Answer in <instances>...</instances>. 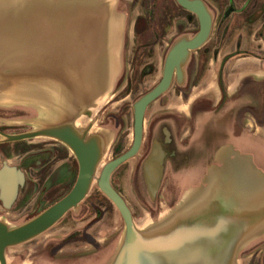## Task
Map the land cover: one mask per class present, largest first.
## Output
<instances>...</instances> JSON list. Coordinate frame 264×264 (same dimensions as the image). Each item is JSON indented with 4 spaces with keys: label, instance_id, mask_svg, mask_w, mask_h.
I'll use <instances>...</instances> for the list:
<instances>
[{
    "label": "water",
    "instance_id": "water-1",
    "mask_svg": "<svg viewBox=\"0 0 264 264\" xmlns=\"http://www.w3.org/2000/svg\"><path fill=\"white\" fill-rule=\"evenodd\" d=\"M173 1L197 18V32L170 45L159 82L132 104V146L105 163L113 135L96 126L94 114L120 71L114 0H0V104L34 105L41 112L32 130L0 133V142L56 140L77 161L76 181L61 200L22 224L0 217V264H9L8 249L43 235L76 210L93 184L122 218L121 236L105 264H239V251L264 234V174L235 155L211 166L202 184L154 224H136L109 184L112 170L139 147L146 106L169 88L173 76L183 84L189 56L210 37L213 17L202 0ZM23 180L19 170L2 164L4 208L11 206Z\"/></svg>",
    "mask_w": 264,
    "mask_h": 264
},
{
    "label": "flooded vegetation",
    "instance_id": "flooded-vegetation-1",
    "mask_svg": "<svg viewBox=\"0 0 264 264\" xmlns=\"http://www.w3.org/2000/svg\"><path fill=\"white\" fill-rule=\"evenodd\" d=\"M202 1L213 17L209 38L212 36L214 26L217 27L218 33L226 29L228 32L230 30L231 34L233 30L242 28L249 33L254 24L259 23L255 35L264 39V0ZM132 5L133 9L138 5L141 12L131 24L133 36L129 60L132 72L129 78L130 84L143 79L146 74L155 73L156 68L153 63L146 62V59L152 57L155 48L165 44V47L169 49L173 41L183 35L178 31L180 24L193 25L195 22L197 24V18L191 12L179 7L173 0H130L127 8L130 10ZM122 7L120 1L114 0L113 19L121 30L119 59L129 36V31L125 30L127 12ZM227 20L231 21L230 27L225 26L224 22ZM174 29L176 31L174 39L168 42L167 39ZM195 33L190 32L184 35L192 37ZM218 33L217 36L221 37L218 44L220 46L224 43V34ZM209 38L189 56L185 65L183 84L177 85L173 76L169 88L146 106L142 116L139 147L134 155L110 173V186L123 199L133 221L137 224L147 221L154 224L170 214L188 196L187 190H195L201 185L208 169L218 165L223 157L231 158L234 157L233 155L241 157L249 167L254 168L253 171L261 172L257 167H259V158L264 159V136L257 128H263L264 125H250V122L256 121V116L264 117V81L243 82L239 89L228 93L221 78V69L223 71L224 66L231 59L251 56L249 52L239 51L238 38L235 41V52L220 57L215 95L207 93L191 103L188 101V106L181 111L177 109L171 111L168 108L160 111L161 108H159L158 111L153 112L154 103L172 89L177 90L178 95L175 97L180 98L183 95L180 94L181 89L191 80L187 70L188 64L192 56L197 51H203L204 47L207 50L203 52L210 53V48L206 46ZM218 51L213 53L218 55ZM121 72H123L122 64L117 77H120ZM116 86L117 80L111 94L117 90ZM145 92H142L140 96ZM133 102L122 104L119 109L122 116L130 114L131 128H126L125 120L115 118L108 113L103 114L102 117V112L99 115L101 119H98L97 123L113 134L108 149V152L111 151V159L105 163L122 155L134 142ZM40 115L41 112L35 106L0 104V133L4 135L26 133L32 130L27 126V122L35 121ZM216 119H222L221 121L225 122L223 135L227 144L214 149L205 165L206 170L203 175L199 166L203 155L200 150L195 149L197 147L194 144L200 135L199 130L203 126H211L212 120ZM126 129L130 131L126 133ZM2 164L15 167L24 178L22 183H17L15 199L8 209L4 208L0 201V208L5 213L13 210L15 212L14 208L17 206L18 218L21 220L18 224L35 217L57 200H61L71 190L77 177V161L74 155L59 141L51 139L0 142V168ZM114 215L119 218L118 221L122 225V218L116 208L93 184L78 208L69 210L53 225L55 227L62 222L67 225V234L65 233L67 241H63L65 250L59 248L56 252L53 251L51 244H46L41 251H37L29 258V264H105L115 250L122 227L121 230L120 227L111 229L104 236L101 231L94 233V226L99 224L105 216L114 220ZM99 236L100 240L104 239L106 242L97 243ZM87 238L93 239L88 245L85 242ZM238 256L239 264H244L245 261L246 264H251V260L255 257L261 258L264 262V234L248 242L239 251Z\"/></svg>",
    "mask_w": 264,
    "mask_h": 264
},
{
    "label": "rangeland",
    "instance_id": "rangeland-1",
    "mask_svg": "<svg viewBox=\"0 0 264 264\" xmlns=\"http://www.w3.org/2000/svg\"><path fill=\"white\" fill-rule=\"evenodd\" d=\"M120 1V4H122V8L124 11L127 12V26L125 28L126 31H129V36L127 37V42L124 45L123 54L120 56V63L123 65V72H121L120 77H116L117 80V86L116 91H113L112 94L110 93L109 97L106 99L104 104L96 111L94 114V118L96 119V126L100 127V124L97 123L100 113L102 112L101 117L103 114H109L114 116L115 118H119L122 120H125L126 122V128H131L132 118L130 114H125V116L121 115L119 112V109L121 108L122 104H131L133 101L137 100V98L140 96V94L144 91H148L150 88H152L157 81L160 78L161 73V64L162 60L164 58V55H166V52L168 50V47H165V44L163 46H159L158 48H155V51L153 50V55H151V58L146 59V62L153 63V66L156 68L155 73L146 74V76L143 79H140L139 81H136L135 83L132 82L130 84L129 78L131 75V69L129 67V60H130V50L132 47V32H131V24L133 22V19L137 17L141 9L138 7H135L133 9V5L130 7V10L127 8V5L129 4L130 0H118ZM210 1V0H209ZM208 1V3H209ZM211 4V3H210ZM197 30V24L196 22L192 25L191 23L188 24H180L178 27V31L182 33L183 35L186 33H195ZM176 34V31H172V34L170 35L169 39H167L168 42L173 41L174 36ZM173 36V37H172ZM210 40L206 44L207 47L210 48L209 52H203L206 51V47L203 51H197L194 56H192L190 63L188 64V72L189 77L191 80L187 84L186 87L181 89V97H175L178 95L176 89H172L171 92H167L164 96H162L157 102L154 103V110L158 111L159 108L160 111L167 110H182L184 107L188 106L187 102L191 103L193 100L198 98L199 96L204 95L205 93H216L217 92V75L220 71L219 67V58L217 54L213 53L214 51H218L219 49V42L221 41V37L217 36V27L214 26L212 30V36L209 38ZM120 64V65H121ZM221 75H222V69H221ZM127 84V85H126ZM127 86V87H125ZM114 87V86H113ZM127 88V89H126ZM212 90V91H211ZM125 91V94H123ZM180 91V90H179ZM125 102V103H124ZM23 104V103H18ZM185 104V105H184ZM16 105V104H12ZM24 105V104H23ZM28 105V104H26ZM34 106V105H31ZM36 107V106H35ZM222 119H216L212 120L210 123L211 126L208 127H202L200 131V135L197 138V141L195 142V149L200 150V153L203 155L201 161V164L199 166L201 167V173H205L206 170V163L210 159L212 152L214 149L218 148L219 146L223 144H227L225 141H227L223 135V130H225V122L221 121ZM27 126L33 128L32 121L27 122ZM209 124V125H210ZM221 127V128H220ZM101 128V127H100ZM205 130V131H204ZM109 131V130H108ZM130 129H126L125 132L128 133ZM111 132V131H110ZM112 133V132H111ZM113 135V134H112ZM113 138V137H112ZM128 141L130 140V135L127 137ZM192 153V151H191ZM111 159V151L107 152L105 161ZM190 165V164H189ZM258 166L257 169L261 170L263 173L264 171V159L259 158L258 160ZM205 168V169H204ZM191 191L187 190V194H189ZM13 211H9L7 213L3 212L0 208V217L4 219L7 223L11 225H18L19 221L21 222L20 218H18L17 214V206ZM113 212V211H112ZM114 214V212H113ZM119 218H117L116 215H114V220L109 219L108 216H105L103 219H101V222L97 224L94 229L95 231H101L103 232V235L105 236L111 229L121 227L120 221H118ZM137 224V223H136ZM64 222H62L60 225H56L49 231H47L45 234L41 236H37L35 239L31 240L30 242L18 245L16 247L10 248L6 252V257L9 260V264H29V258L38 251H41L44 245L51 244L53 246V251H59V248L64 249V242L67 241L66 234L67 229ZM66 233V234H65ZM99 236V242L104 241L102 243H105L106 241L104 239L100 240ZM65 239V240H64ZM93 239L87 238L85 242L88 243L92 242ZM118 242V241H117ZM64 245V246H63ZM63 246V247H62ZM61 250V251H63ZM51 254V253H50Z\"/></svg>",
    "mask_w": 264,
    "mask_h": 264
},
{
    "label": "crops",
    "instance_id": "crops-1",
    "mask_svg": "<svg viewBox=\"0 0 264 264\" xmlns=\"http://www.w3.org/2000/svg\"><path fill=\"white\" fill-rule=\"evenodd\" d=\"M232 20V19H230ZM225 21V26L230 27L231 21ZM259 23L254 24L249 33H246L245 28L241 30L235 29L230 34V30H221L218 34H224V43L219 46L218 58L223 55H231L235 52V41L238 38L240 45L239 51L249 52L251 56L236 57L231 59L223 69L224 86L228 93H233L236 89H239L243 82L263 80L264 81V39L255 35ZM225 27V28H226ZM212 91V90H211ZM208 93V92H207ZM205 93L204 95H206ZM215 95V93H214ZM256 121L250 122V125L261 124L264 125V117H257ZM264 136V127L257 128ZM261 258L255 257L251 260V264H264ZM246 264V261L244 262Z\"/></svg>",
    "mask_w": 264,
    "mask_h": 264
},
{
    "label": "bare ground",
    "instance_id": "bare-ground-1",
    "mask_svg": "<svg viewBox=\"0 0 264 264\" xmlns=\"http://www.w3.org/2000/svg\"><path fill=\"white\" fill-rule=\"evenodd\" d=\"M6 149V147H4ZM7 150V149H6Z\"/></svg>",
    "mask_w": 264,
    "mask_h": 264
}]
</instances>
